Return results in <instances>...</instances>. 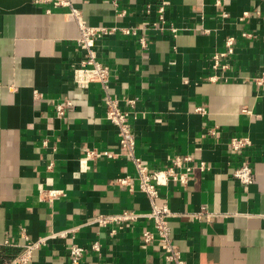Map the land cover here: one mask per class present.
Here are the masks:
<instances>
[{
	"label": "crops",
	"instance_id": "1",
	"mask_svg": "<svg viewBox=\"0 0 264 264\" xmlns=\"http://www.w3.org/2000/svg\"><path fill=\"white\" fill-rule=\"evenodd\" d=\"M72 1L91 24L143 26L146 47L122 33L95 46L111 66V92L122 107L130 108L125 97L138 98L136 155L163 166L168 156L194 153L210 166L194 168L186 186L161 188L158 201L177 214L170 219L175 247L188 264H264V86L252 79L264 71V0H119L118 10L112 0ZM160 2L176 34L153 24ZM79 35L68 7L0 0V264L21 251L23 230L36 238L75 226L77 243H101L100 251L86 252L83 264H168L158 241L143 242L148 218L114 234L86 223L102 213H145L151 204L131 159L81 162L87 148L119 147L100 84H74L73 67L85 57ZM229 36L236 50L228 78L212 81V56L226 48ZM63 98L72 105L58 117L55 105ZM234 135L249 136L252 145L234 153L228 147ZM246 161L253 165L249 185L232 175ZM124 177L129 184L119 181ZM42 187L62 188L65 195L42 199ZM202 205L214 212L211 219L192 216ZM8 238L16 244H4ZM69 242L59 238L35 250L31 264H68Z\"/></svg>",
	"mask_w": 264,
	"mask_h": 264
},
{
	"label": "built area",
	"instance_id": "2",
	"mask_svg": "<svg viewBox=\"0 0 264 264\" xmlns=\"http://www.w3.org/2000/svg\"><path fill=\"white\" fill-rule=\"evenodd\" d=\"M35 2H50L54 7H68L69 12L75 18L80 35L77 38L78 47L84 52L85 57L81 60L80 64L73 67V81L77 88L87 89L91 84H100L103 90V103L105 107V118L112 122L117 127L118 147L119 151L112 148H87L85 155L82 157L81 162L86 165L87 160L95 158H116L119 155H124L133 161L136 169L137 179L139 181V188L148 197L151 209L148 212H138L135 210H123L115 213H102L98 214L87 224H97L102 227H110L111 234L116 232L117 228H122L126 224L135 222L141 217L148 218L152 224L151 227L146 228L143 233V242L151 244L158 241L164 253V257L168 264H188L182 252L175 247L172 239L170 219L174 217L175 212L172 211L167 202H159L158 198L161 196V188L170 182H178L181 185H188L193 169L198 167L201 170H207L210 166L204 160H198L194 153H180L168 156L166 164L163 166H152L149 162L143 160L136 155V136L134 130L133 119L137 118L135 111L136 97H125L124 101L130 108H123L121 99L111 92V66L98 57L95 48L98 39L117 33L124 35H134L142 47H146L148 40L143 32V26H118V25H104V24H91L84 16L82 10L74 5L72 0H34ZM221 0H217L220 3ZM115 9L118 10L119 0H112ZM152 10L151 4H147L146 13ZM166 8L163 2L157 5V19L153 24H157L159 28H169L174 34L177 33L178 27L174 23H170L166 19ZM125 10H121L119 15H124ZM223 15H228L224 12ZM247 12L239 18L244 20ZM244 36L249 35L243 32ZM235 37L229 36L225 41L226 48L222 51H217L212 56V67L214 74L209 77L210 80L215 81L218 79H227L228 71L232 67V60L235 56ZM253 81L259 85L264 86V71L252 78ZM38 95V92H37ZM72 105L69 98H63L55 105L56 115L58 117L65 116L67 110ZM198 112L206 113L204 106L196 108ZM244 111H249L244 108ZM211 133L216 132L211 129ZM252 145V140L247 135H234L230 137L228 147L231 151L239 154L245 151ZM197 161V162H196ZM51 167V165H49ZM233 177L243 185H249L254 180L253 165L251 162H243L239 164L233 171ZM119 181L123 184H129V177L120 178ZM65 195V190L55 187H42L40 189V196L42 199L52 201L55 198ZM214 212L210 211L207 205H202L199 210L192 213L195 218L211 219ZM264 217V214H262ZM78 226L56 230L48 234L33 237L25 230L21 232V237L24 242L21 244V251L13 256L8 264H31L34 256V251L50 244L59 238H68L70 242L67 246L69 255L68 264H83V258L87 251H100L101 243L99 240L92 241L89 246L79 244L74 241V232ZM4 244H16L11 238L4 241Z\"/></svg>",
	"mask_w": 264,
	"mask_h": 264
}]
</instances>
